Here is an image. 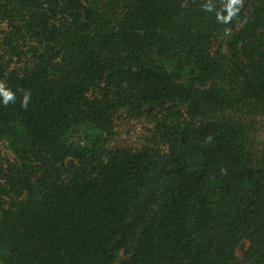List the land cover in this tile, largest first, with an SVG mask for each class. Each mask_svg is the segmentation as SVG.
<instances>
[{
  "label": "trees",
  "instance_id": "obj_1",
  "mask_svg": "<svg viewBox=\"0 0 264 264\" xmlns=\"http://www.w3.org/2000/svg\"><path fill=\"white\" fill-rule=\"evenodd\" d=\"M261 117L264 0H0V264H264Z\"/></svg>",
  "mask_w": 264,
  "mask_h": 264
},
{
  "label": "rangeland",
  "instance_id": "obj_2",
  "mask_svg": "<svg viewBox=\"0 0 264 264\" xmlns=\"http://www.w3.org/2000/svg\"><path fill=\"white\" fill-rule=\"evenodd\" d=\"M257 136L259 141L264 138V117H261L256 122ZM149 126L145 121H134L121 113L114 122V146L118 148L139 149L143 145H149L151 138L148 134ZM4 150L0 147V152ZM242 249L236 250V256L240 258ZM125 260V255L120 252L114 264H121Z\"/></svg>",
  "mask_w": 264,
  "mask_h": 264
}]
</instances>
